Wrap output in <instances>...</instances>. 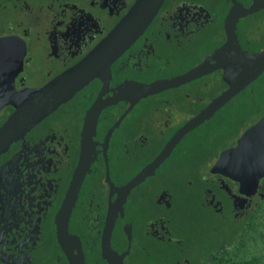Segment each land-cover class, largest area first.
<instances>
[{
    "label": "flooded vegetation",
    "instance_id": "af4514ba",
    "mask_svg": "<svg viewBox=\"0 0 264 264\" xmlns=\"http://www.w3.org/2000/svg\"><path fill=\"white\" fill-rule=\"evenodd\" d=\"M135 1L0 0V41L12 40L21 57L15 89L41 88L77 65ZM256 1L264 4L165 0L143 34L111 64L105 84L94 79L0 155V264H212L193 234L182 237L174 215L207 214L226 236L247 223L264 199L261 181L248 197L238 183L210 173L219 156L204 165L207 176L187 179L184 145L219 110L185 134L151 176L128 194L123 187L227 88L222 72L211 62L208 74L156 95L138 101L112 96L125 85L170 79L202 64L226 42L228 13ZM235 35L243 52H261L264 8L239 18ZM98 98L104 107L64 235L60 209L81 162L86 114ZM12 111H0V126Z\"/></svg>",
    "mask_w": 264,
    "mask_h": 264
},
{
    "label": "water",
    "instance_id": "95a60500",
    "mask_svg": "<svg viewBox=\"0 0 264 264\" xmlns=\"http://www.w3.org/2000/svg\"><path fill=\"white\" fill-rule=\"evenodd\" d=\"M165 0H136L126 15L106 37L77 65L57 76L41 88L17 91L14 77L20 69L21 57L12 40L0 41V111L10 106L13 111L0 126V155L6 153L13 143L24 136L42 120L68 102L94 79L103 84L110 78V66L143 34L157 15ZM264 8L256 1L248 9L231 10L225 19L227 40L223 46L205 61L186 73L150 84L125 85L112 97L138 101L168 89L194 81L209 73L206 67L222 72V81L227 88L214 98L202 111L184 124L167 142L160 154L147 167L123 187L125 194L151 176L154 170L172 152L182 137L208 121L232 98L253 83L264 73V49L258 53L243 52L235 35L239 18ZM231 57H227L228 55ZM104 107L99 98L88 110L81 134V162L73 177L60 214L64 219V235L74 206L80 183L88 169L91 137L95 134L97 117ZM210 173L228 178L239 185V192L245 196L257 193L264 178V116L247 128L237 139L234 147L222 151L210 169ZM113 214L112 220H114ZM107 248L109 249L108 243Z\"/></svg>",
    "mask_w": 264,
    "mask_h": 264
},
{
    "label": "trees",
    "instance_id": "16d2710c",
    "mask_svg": "<svg viewBox=\"0 0 264 264\" xmlns=\"http://www.w3.org/2000/svg\"><path fill=\"white\" fill-rule=\"evenodd\" d=\"M264 99V73L253 83L247 86L244 91L240 92L236 99L228 102L223 108L226 111H221L218 119H211L209 124L204 125L202 134L193 139L194 142L201 143L202 141H219L227 142L235 141L242 135L241 128L251 116L260 114L262 106L260 102ZM216 116V115H215ZM264 116V115H263ZM235 121V124H234ZM206 151L205 148L193 150L194 155L199 156ZM261 185L264 190V179L261 180ZM264 204V199L260 201L258 206L253 210L251 219L247 223H241L235 226L232 231H228V235L220 237L211 250L205 251V259L212 264H258L261 257L253 253L248 258H238L236 252L240 247H244V239L247 230L255 231L258 224L254 223L255 214L259 212ZM236 251V252H235Z\"/></svg>",
    "mask_w": 264,
    "mask_h": 264
},
{
    "label": "rangeland",
    "instance_id": "374dc122",
    "mask_svg": "<svg viewBox=\"0 0 264 264\" xmlns=\"http://www.w3.org/2000/svg\"><path fill=\"white\" fill-rule=\"evenodd\" d=\"M235 99L236 96L231 100L234 101ZM260 106H262L260 114L251 116L243 125L238 127L241 128L242 133L247 128L255 124L264 115V99L260 102ZM221 111H226V108H223ZM220 113H217L214 119H218ZM209 122L212 121L209 120L205 125L209 124ZM211 124H213V122ZM203 127L204 125L200 126L197 130L203 132ZM233 140L234 139L227 142H216L211 140L207 142L202 141L201 143H197L193 141L192 136L189 137L184 145L185 151L187 153L185 159V167L188 166L187 179L191 182H194L197 178L207 176L208 169H206V167L208 166L205 167L204 165H209L210 161H213L215 158H217L222 150H224V148H227L229 145H231V143L234 142ZM202 148L206 149L204 153L199 156L194 155L193 150ZM198 165L200 166V170H196V167ZM173 189H175V186H173ZM182 200H184V198H181V201ZM173 221L175 227L179 226L182 237L185 238L186 232H188L193 234V236L197 238L196 248L204 251V254L206 250H211V248L214 247L217 240L222 237V234L224 233L222 227L215 225L216 221H214V219L209 217L207 214H194L192 217H188L186 214L174 215ZM254 223L258 224L256 230L253 231L251 230V228L247 230L243 242L244 247H240V250L235 252L238 258L243 257V259H249L253 255V253H256V255L261 257L258 264H264V204L261 210L257 212V214H255ZM225 235H228V231Z\"/></svg>",
    "mask_w": 264,
    "mask_h": 264
}]
</instances>
